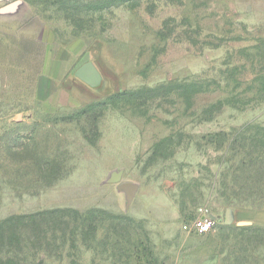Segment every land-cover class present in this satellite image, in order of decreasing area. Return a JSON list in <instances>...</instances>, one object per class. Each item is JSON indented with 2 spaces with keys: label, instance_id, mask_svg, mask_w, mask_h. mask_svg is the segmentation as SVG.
I'll return each mask as SVG.
<instances>
[{
  "label": "rangeland",
  "instance_id": "rangeland-1",
  "mask_svg": "<svg viewBox=\"0 0 264 264\" xmlns=\"http://www.w3.org/2000/svg\"><path fill=\"white\" fill-rule=\"evenodd\" d=\"M24 1L0 14V222L37 215L27 258L264 264V205L225 223L237 152L217 141L264 125V0ZM88 51L97 91L72 75ZM120 170L139 185L128 209ZM207 214L211 233L183 229Z\"/></svg>",
  "mask_w": 264,
  "mask_h": 264
},
{
  "label": "trees",
  "instance_id": "trees-1",
  "mask_svg": "<svg viewBox=\"0 0 264 264\" xmlns=\"http://www.w3.org/2000/svg\"><path fill=\"white\" fill-rule=\"evenodd\" d=\"M102 4H108L109 1L99 0ZM111 4V2H110ZM109 4V5H110ZM263 80V79H262ZM261 80V81H262ZM261 86L264 87V81ZM144 90V89H143ZM155 91L156 89H151ZM118 94V93H117ZM121 94V93H119ZM124 95H138L135 91L122 92ZM115 96V94H110ZM109 95V96H110ZM117 96V95H116ZM224 135L226 139L220 137ZM217 141L220 146L225 142L232 144V149L237 153L233 154L236 162L227 170L224 177H229L231 173V181H223L221 186V196L225 202L232 208L246 203L252 202L253 205H264V125L261 123H247L239 128H232L230 132L218 133ZM239 158V159H238ZM28 220V221H27ZM37 215L23 216L16 215L0 222V264H34V258L29 260L24 251V244L27 238H22V227H35ZM234 228L231 225L221 227L225 229ZM238 229L251 231L256 230L255 226L237 227ZM45 237V235H43ZM34 243V242H32ZM21 253L25 257L21 256ZM40 264V263H39Z\"/></svg>",
  "mask_w": 264,
  "mask_h": 264
},
{
  "label": "water",
  "instance_id": "water-1",
  "mask_svg": "<svg viewBox=\"0 0 264 264\" xmlns=\"http://www.w3.org/2000/svg\"><path fill=\"white\" fill-rule=\"evenodd\" d=\"M18 5H20V1L12 2L4 7H1L0 14L12 13ZM72 75L82 85L96 91L100 89V86L105 81L100 68L92 58L91 51L86 52V54L79 60L77 65L72 70ZM122 174L123 170L117 172L113 171L112 176L108 179V182L116 183L119 191L124 193L125 208L128 209L138 191L139 185L133 182H121ZM214 218L216 219L217 217ZM234 219V211L232 208H227L225 213V223L231 224ZM238 224L248 225L251 224V222H239Z\"/></svg>",
  "mask_w": 264,
  "mask_h": 264
},
{
  "label": "built area",
  "instance_id": "built-area-1",
  "mask_svg": "<svg viewBox=\"0 0 264 264\" xmlns=\"http://www.w3.org/2000/svg\"><path fill=\"white\" fill-rule=\"evenodd\" d=\"M214 217L212 214H207L204 217L189 220L184 222L183 229L200 235L211 233L218 221V218Z\"/></svg>",
  "mask_w": 264,
  "mask_h": 264
},
{
  "label": "crops",
  "instance_id": "crops-1",
  "mask_svg": "<svg viewBox=\"0 0 264 264\" xmlns=\"http://www.w3.org/2000/svg\"><path fill=\"white\" fill-rule=\"evenodd\" d=\"M16 1H20V4H24L25 3V1L24 0H13V2H16ZM10 3H12L11 1L9 2V3H7L6 5H8V4H10ZM5 5V6H6ZM67 50V49H66ZM68 52H70V50L68 49ZM73 58V57H72ZM71 60V59H70ZM58 61H60V62H64L65 63V61H61V60H58ZM68 61H69V59H68ZM68 61H66L67 63H68ZM70 62V61H69ZM57 63V62H56ZM60 65H61V63H60ZM105 136V135H104ZM105 138V137H104ZM103 138V139H104ZM108 138H109V136H108Z\"/></svg>",
  "mask_w": 264,
  "mask_h": 264
}]
</instances>
